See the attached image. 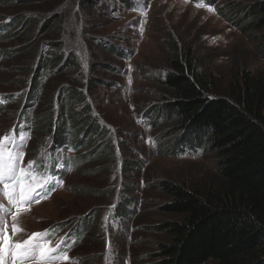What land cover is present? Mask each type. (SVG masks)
Here are the masks:
<instances>
[{"label": "rangeland", "instance_id": "rangeland-1", "mask_svg": "<svg viewBox=\"0 0 264 264\" xmlns=\"http://www.w3.org/2000/svg\"><path fill=\"white\" fill-rule=\"evenodd\" d=\"M87 1L92 0H52V9L43 6L38 13L0 0V24L24 13L38 16L35 27L42 28L48 19L62 15L64 20L51 23L48 33L61 29L56 51L78 63L83 74L80 91L111 132L106 138L112 139L117 154L111 169L94 174L100 161H90L73 169L53 196L31 205L29 211L21 208L16 223L23 232L13 239L59 228L54 235H66L70 242L81 244L71 249L70 261L60 264H156L159 246L169 243L156 229L180 220L162 212L170 200L159 182L185 185L201 193L220 183L216 156L208 142L199 134L182 132L166 110L162 82L169 53L174 52L173 47L182 53L190 48L198 70L222 82L240 69L264 76V31L251 27V11L264 0H129L136 10L126 0H93L98 11L87 8ZM102 5L108 9L104 11ZM96 13L101 17L94 19ZM28 34L23 26L8 40H0V97L13 98L10 104L0 101V136L14 127L19 132V112H35L30 100L33 87L27 84H34L40 76L41 56L30 58L22 51L29 42ZM49 50L44 47V57ZM54 70L58 69L51 72ZM68 73L70 70L58 76ZM47 78L50 83L57 77ZM58 95L57 90L55 98ZM60 103L55 100L56 108ZM73 105L82 108L77 101ZM28 127L25 123L22 129L29 138L23 164L49 149L39 147L42 137L36 128ZM102 141L86 149L84 156L94 157ZM76 156L77 152L68 151L65 157L73 160ZM70 167L69 161L63 164L65 171ZM4 201L0 197V203ZM8 220L12 237L10 216Z\"/></svg>", "mask_w": 264, "mask_h": 264}, {"label": "trees", "instance_id": "trees-1", "mask_svg": "<svg viewBox=\"0 0 264 264\" xmlns=\"http://www.w3.org/2000/svg\"><path fill=\"white\" fill-rule=\"evenodd\" d=\"M7 1L26 12L40 13L43 6L53 8L49 3L52 0ZM86 3L87 8L99 10L93 0ZM125 3L132 10L137 9L129 0ZM106 8L101 6L104 11ZM251 12L252 29L264 31V1ZM99 14L93 18H100ZM52 18L42 28L35 27L38 16L24 13L0 24V40H8L23 26L29 29V42L22 51L30 58L41 56L38 65L41 74L34 84L33 81L27 84L28 88L33 87L30 100L35 112H19L17 118L38 130L42 137L39 147L52 152L70 147L77 152L79 156L71 160L73 169L100 161L93 172L98 174L114 167L117 161L112 139L106 138L111 132L96 118L80 91L83 74L78 63L72 56L68 60L56 51L62 40L61 29L48 32L51 23L64 19L60 14ZM106 45L111 48L109 43ZM46 46L50 50L44 57ZM173 50L162 82L166 89L164 100L169 106L166 110L182 132L199 134L202 141L208 142L216 156L220 183L201 193L185 185L159 182L160 190L170 200L161 208L162 212L180 220L166 222L156 229L169 238V243L159 246L156 264H264V76L240 69L231 74L229 81L222 82L219 77L198 70L190 48L183 53L174 47ZM63 62L66 64L60 67ZM56 68L57 71L51 72ZM66 70H70L67 77L58 76ZM47 77L57 78L49 83ZM65 83L72 87H65ZM57 90L59 95L55 98ZM5 99L9 104L13 102L11 97ZM55 100L61 102L58 108ZM74 101L81 104L80 110L73 105ZM40 110L43 112L39 113ZM101 141L103 145L94 157L84 156L86 149ZM47 156L45 152L38 155V163H43ZM80 229L78 236L83 244L85 236ZM78 245L81 244L77 242Z\"/></svg>", "mask_w": 264, "mask_h": 264}, {"label": "snow or ice", "instance_id": "snow-or-ice-1", "mask_svg": "<svg viewBox=\"0 0 264 264\" xmlns=\"http://www.w3.org/2000/svg\"><path fill=\"white\" fill-rule=\"evenodd\" d=\"M27 138L23 131L17 132L15 127L0 136V197L11 205L7 207L0 203V264H60L61 261H70L68 252L76 241L68 243L70 237H65L50 246L54 229L32 232L27 238L13 239L23 232L16 223L21 208L29 211L31 205L47 199L56 187L63 185L62 179L40 172L36 167L37 161L29 160L27 166L22 167ZM9 216L12 237L8 235Z\"/></svg>", "mask_w": 264, "mask_h": 264}]
</instances>
